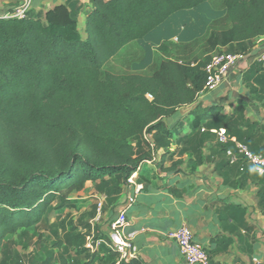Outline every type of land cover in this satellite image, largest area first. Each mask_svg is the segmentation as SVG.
I'll return each mask as SVG.
<instances>
[{"label": "trees", "instance_id": "16d2710c", "mask_svg": "<svg viewBox=\"0 0 264 264\" xmlns=\"http://www.w3.org/2000/svg\"><path fill=\"white\" fill-rule=\"evenodd\" d=\"M79 10L70 1L45 12L30 8L21 19L0 16V264H24L11 252L10 238H28L31 229L69 206L72 196L93 189L105 196L103 207L116 202L154 152L166 150L158 165L176 154L168 150L174 141L182 146L179 152L193 154L194 164L206 160L200 150L213 139L212 129H224L264 155V125L245 118L242 101L231 113L196 105L190 132L181 137L164 122L203 91L211 55L191 47L249 53L264 38V0H91L83 34ZM154 42L161 54L153 55ZM135 44L143 52L140 60L133 53L120 62H131V70L118 66L111 72L110 60ZM244 85L264 101V63L251 64ZM215 147V168L226 171L225 179L233 175L241 185H258L257 207L264 215V171L256 172L241 156L230 162L231 142ZM95 216L96 206L76 223L63 218L49 236L39 234L37 253L27 264H142L120 259L105 245L93 252L84 247L91 231L109 242L91 227Z\"/></svg>", "mask_w": 264, "mask_h": 264}, {"label": "crops", "instance_id": "0c3cea01", "mask_svg": "<svg viewBox=\"0 0 264 264\" xmlns=\"http://www.w3.org/2000/svg\"><path fill=\"white\" fill-rule=\"evenodd\" d=\"M18 1L0 0L2 15ZM70 1L80 7L78 26L83 34L85 13L91 8V0H33L30 8L45 12ZM170 41L177 43V38L172 37ZM159 47L160 43L154 42L153 55L161 54ZM133 50L143 55L138 44L128 47L110 60L111 72H118L115 61L131 59ZM263 51L264 38H260L254 42L251 52ZM251 64L247 60L233 69L216 89V95L201 93L193 104L178 108L164 119L166 126L178 128L175 136L181 137L190 132L187 123L196 105L203 108L218 105L222 113H231L239 101L245 104V118L264 125V101L251 97L244 85V74ZM215 143L213 136L201 147L200 153L206 159L201 164H194L191 152H179L182 146L174 141L168 150L176 154L158 165L166 151L158 149L150 160L140 164L117 201L109 205L105 202L101 214L89 220L91 227L99 228L110 238V221L124 212L128 225L123 233L132 234V259L142 264H186L175 242L166 237L169 230L181 224L187 225L194 240L204 246L210 264H264V215L257 207L258 185L251 181L241 185L233 175L225 179L221 174L225 170L215 168L220 160ZM178 160L181 163L172 169V163ZM100 197L93 189L73 197L80 201L78 216L90 212Z\"/></svg>", "mask_w": 264, "mask_h": 264}, {"label": "built area", "instance_id": "2783aa9c", "mask_svg": "<svg viewBox=\"0 0 264 264\" xmlns=\"http://www.w3.org/2000/svg\"><path fill=\"white\" fill-rule=\"evenodd\" d=\"M33 0H19L12 8L6 11L2 17L24 18L27 11L31 7ZM251 60L252 63H264V51L259 54L249 53H226L218 52L211 55L210 60L204 66L206 81L201 93H207L217 89L224 82L229 73L237 68V66ZM200 93V94H201ZM150 98V96H147ZM204 129H202L203 131ZM210 132L214 135L216 142L221 144L233 143L235 152L228 150L227 156L230 162H235L238 156H241L245 162L252 166L253 169L262 173L264 171V155L252 153L248 147L242 143L236 142L228 135L224 129H212ZM150 139V135H145ZM131 178V177H130ZM128 179V181L130 180ZM105 196L101 195L96 203V215L102 212ZM128 225V220L124 212L119 213L109 223L111 236L109 242L104 239H95L93 231L85 239L84 247L90 252L95 251L101 245H105L109 249L116 251L120 255V259L128 260L134 257V249L132 246V234H124L123 230ZM166 237L175 242L179 253L186 264H210V258L204 246L194 240L191 229L181 224L176 228L169 230Z\"/></svg>", "mask_w": 264, "mask_h": 264}, {"label": "rangeland", "instance_id": "374dc122", "mask_svg": "<svg viewBox=\"0 0 264 264\" xmlns=\"http://www.w3.org/2000/svg\"><path fill=\"white\" fill-rule=\"evenodd\" d=\"M213 7L216 8V6H213ZM1 15H2V13L0 12V16ZM79 28L81 30V27H79ZM197 46L199 47L198 49H197ZM169 48H170V46L168 45L167 49L169 50ZM191 48H192V50H194V53H196V51H197L196 54H199L200 52H205V53H209L210 55H213V54L218 53L220 51H224V49H222V48L214 50V51H210V50H208L206 48L205 44H198V45H195L194 47H191ZM172 49H174V48L172 47ZM133 53L136 56V59H134V61H136V62L139 61L141 56L137 55L135 50H133ZM200 54H202V53H200ZM120 62H121V59H119V61L116 60L115 61V65L117 67L118 66L121 67V71H129V70H131L130 69L131 62L127 61L128 64H124V65L121 64ZM109 65L112 67L111 64H109ZM216 94H217L216 89L209 92L210 96H214ZM72 197L75 198V196H72ZM79 202L80 201H77L76 199L72 200V202H71V204L69 206H66L64 209H62V210L56 212L55 214H53L51 216L50 221H49L48 224L40 223L36 228L31 229L29 231V237L24 239L23 241L20 242L19 239L16 236L10 238L8 243H9V245L11 247V252L12 253H17L21 257V261L24 264H27L28 263V259L30 257H32L35 253H37V249L35 248V245H36L37 237H38L39 234H43V235L49 236L50 235L49 228L50 229L53 228L54 227L53 225H56L63 218H65L66 222L67 221H72L73 223H76L77 218L79 217L78 213H77L80 210V208L78 206ZM60 235H61V233H60ZM53 238L54 237L51 236V239H53ZM22 245H26V247H22Z\"/></svg>", "mask_w": 264, "mask_h": 264}]
</instances>
